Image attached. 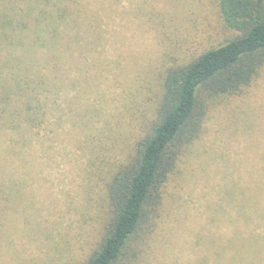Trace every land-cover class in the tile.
Segmentation results:
<instances>
[{"label":"rangeland","instance_id":"374dc122","mask_svg":"<svg viewBox=\"0 0 264 264\" xmlns=\"http://www.w3.org/2000/svg\"><path fill=\"white\" fill-rule=\"evenodd\" d=\"M237 35L219 0H0V48L49 52L34 118L0 120V264H86L113 216L109 184L157 119L168 70ZM206 110L120 264H221L234 221L245 211L264 221V67Z\"/></svg>","mask_w":264,"mask_h":264},{"label":"trees","instance_id":"16d2710c","mask_svg":"<svg viewBox=\"0 0 264 264\" xmlns=\"http://www.w3.org/2000/svg\"><path fill=\"white\" fill-rule=\"evenodd\" d=\"M219 5L225 24L238 33L237 37L185 66L168 70L157 119L139 142L136 155L129 164L120 166L109 184L113 216L103 241L86 264H120L131 243L145 230L147 209L162 198L179 147L194 141L202 131L209 101L244 93L263 69L264 0H219ZM52 35L50 44L60 36ZM40 49L0 48V120L4 128L28 125L34 118V89L42 77L47 60L44 56L49 53L42 54ZM59 55L53 52L54 58ZM8 78L13 83L11 88L18 87L19 93L9 91ZM11 110L23 120L16 121ZM262 212L258 215L264 219ZM241 217L242 221H234L233 235L222 240L221 264H264V230L258 232L264 221H249L248 211Z\"/></svg>","mask_w":264,"mask_h":264}]
</instances>
